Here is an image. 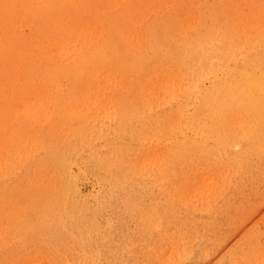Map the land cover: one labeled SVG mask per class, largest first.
I'll list each match as a JSON object with an SVG mask.
<instances>
[{"label":"rangeland","instance_id":"obj_1","mask_svg":"<svg viewBox=\"0 0 264 264\" xmlns=\"http://www.w3.org/2000/svg\"><path fill=\"white\" fill-rule=\"evenodd\" d=\"M36 1L0 0V32L6 13L15 10L10 31L22 51L52 43L54 11H61L63 31L75 16L88 27L85 33L113 26L121 32L129 24L144 35L148 14H189L196 7L187 14L193 25L208 24L220 10L249 12L257 0H167L173 13L164 9L165 0H66L43 8ZM23 5L36 11L19 17ZM250 24L264 29V14ZM27 52L21 56L33 54ZM244 52L259 72L251 71L243 90L233 86L226 95V121L236 135L238 112L252 124L254 112L244 102L264 88V50ZM35 74L18 79L15 90L0 77V264H264V137L254 147L232 134L240 153L220 160L221 166L168 177L160 100L61 95L69 69L55 67L52 78ZM214 80L215 72L202 86L212 87ZM168 223L175 225L166 228ZM176 237L186 247L175 245Z\"/></svg>","mask_w":264,"mask_h":264},{"label":"bare ground","instance_id":"obj_2","mask_svg":"<svg viewBox=\"0 0 264 264\" xmlns=\"http://www.w3.org/2000/svg\"><path fill=\"white\" fill-rule=\"evenodd\" d=\"M95 1L97 4L99 0ZM165 1L164 9L173 13V4ZM261 1L254 2V9L249 12L241 9L237 15L220 10L208 24L193 25L188 15L194 14L196 7L189 14L183 12L185 15L175 12L172 16L157 18L154 15L150 19L151 14H148L143 24L144 35L129 24L122 26L121 32L118 26H113L85 33L88 27L75 22V16L70 17L68 30L63 31L58 19L61 11H54V17L49 19L52 43L29 45L23 51L17 45L19 38L10 31V17L16 13L11 10L6 13L0 32V42L4 38L3 44H6L5 53L0 54V77L9 80L15 90L18 79L23 80L28 75L33 78L37 71L40 77L45 74L52 78L57 67L71 72L69 86L63 88L61 95L156 98L164 114V174L168 177L181 173L202 175L213 170L212 166H221L220 160L224 163L227 156L240 153L234 137H247L255 143L254 147L258 139L264 137L263 87L256 88L244 102L245 107L254 112L253 123L238 112L234 126L238 135L228 126L229 105L225 103L230 87L243 90L245 82L250 83L248 79L254 76L251 71H256L250 67L255 63L253 57L244 51L264 50V29L250 24L252 17L264 14ZM36 2L42 8L43 4L62 7L70 3L66 0ZM168 5L170 7H166ZM18 8L17 2L15 9ZM20 9L19 17L36 11L35 7L30 9L24 5ZM126 33L127 39L121 41V34ZM7 49L13 52L12 57ZM30 50L33 54L29 58L21 56V52L27 55ZM259 59L264 61L263 56ZM19 61L23 64H18ZM214 72L213 86H202V80H213ZM113 77L118 80L115 82ZM18 94L25 95L24 92ZM231 110L235 112L236 107L233 105ZM171 225L175 224L168 223L166 228ZM182 225L190 226L186 219L182 220ZM182 232L183 229L174 233L181 235ZM183 241L174 238L175 245L186 247Z\"/></svg>","mask_w":264,"mask_h":264}]
</instances>
